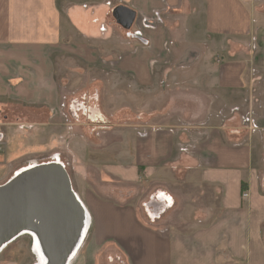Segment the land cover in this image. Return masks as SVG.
Masks as SVG:
<instances>
[{"label":"crops","instance_id":"obj_1","mask_svg":"<svg viewBox=\"0 0 264 264\" xmlns=\"http://www.w3.org/2000/svg\"><path fill=\"white\" fill-rule=\"evenodd\" d=\"M120 6L135 13L142 38L116 23ZM155 17L152 29L141 28ZM61 55L129 78L134 91L115 87L111 122L97 108L75 111L104 127L96 143L53 126L52 144L68 135L83 167L70 182L89 216L82 249L90 253L82 261L80 246L69 262L264 264V0H0V119H24L14 123L26 134L43 129V119H65L69 99L54 64ZM192 55L197 76L209 77L216 101L230 109L221 124L204 112L214 100L193 88L200 83L189 82L186 63L163 83L174 60ZM39 144L0 157V186L36 163Z\"/></svg>","mask_w":264,"mask_h":264},{"label":"rangeland","instance_id":"obj_2","mask_svg":"<svg viewBox=\"0 0 264 264\" xmlns=\"http://www.w3.org/2000/svg\"><path fill=\"white\" fill-rule=\"evenodd\" d=\"M177 61L178 60H174L172 62V68L168 72V76L163 83L168 81L169 84L174 81L175 76L170 77L171 73H173L176 69L178 74V70L183 67L184 63H186L185 65L187 66V68L192 71L191 76H188L189 82L193 83L195 80H199L200 83V86H193V88L200 91L202 97L206 99L205 101L214 100L212 106L207 103V107H204V112H209L213 115H217L218 118L213 119L215 123H223L225 119L231 115L230 109L226 107V104L221 102V100L219 102L216 101L218 94L212 93L213 90L211 91V89L213 88L210 85L209 77L205 78L197 76L196 70H199V67L195 56L192 55L191 58H188L181 63L180 61ZM54 62L56 67L55 78L58 81L57 87L60 88V96H68L69 99L68 101H66V103H64L66 104L65 106H61V110L67 112L66 115L64 114L65 119H52L53 117H51V119H43L44 123L47 125L44 124L45 127H43V129H33L30 134H26V132L22 128H20L18 125H15L14 123L23 121L24 119H0V135L3 139V149L0 152V157L6 159L7 161L14 156L19 157L20 153L24 152L26 149H29V147H35L36 145H40L39 143H43V152L39 154L38 157L36 155H32L31 160H35L37 164H44L47 162H60L70 179V176H73L74 172H80L78 169L83 170V167H81L76 161H74V157L67 150L68 135H64V137L60 136L61 138L55 139L54 144H52L53 138L55 137V134L53 135L52 133V129H54L53 126L59 127L60 130H63L62 128H73V131L74 129L81 130V132L83 131L82 133H84L89 138V142L96 143L99 141V137L101 134L100 131H104L102 130V128L104 129V127L95 125L94 122H90L91 125L90 123H86V118L83 117L82 113L80 111H77L78 113H76L75 111L85 110V112H89V110H94V112H96L97 108L102 110V112L104 113V116L106 118L105 121L108 120L109 122H111L112 116L116 114L115 99L117 93L115 92H117V90L121 87V83L124 87L123 96L130 95V93H133L134 91H132L133 88H131L129 84V78H123L122 80L121 76H117V74L113 71L109 70L108 72V70H105V73L95 69L89 71V69L82 68L78 62H75L66 55H61L58 58L55 57ZM216 62V57H209V59L206 60V65L216 72ZM159 80L160 79H157V84ZM91 84H94L97 88L90 89L89 85ZM194 85L196 84L194 83ZM115 87L119 88L115 90ZM73 95H75L74 98ZM72 99H77L78 102L72 103ZM123 99L127 103L123 105L124 107H127L128 104L130 105L131 99ZM67 102H69L70 106ZM241 104L242 100L241 103H237V107H239V112L243 113L244 107ZM76 106H78V109H75ZM68 109L70 112L68 111ZM72 111L77 114V118H75L77 119L76 121L73 117ZM129 115H131V112L129 113ZM96 122H99V119H96ZM24 154L25 153H23L22 155ZM90 158H92V156H86V160H89ZM100 159L103 161L114 160L113 157H110L108 159L104 155L100 156ZM24 161L21 165L24 164ZM15 173L11 175L9 180H11ZM8 181H6V183ZM3 184L4 183H2V185ZM71 188L72 190H74L75 184L74 188L73 185L71 186ZM84 239L85 237L83 238L82 243L85 245ZM86 251L87 246H85L81 251L80 259L82 261L85 258ZM87 252L90 253L89 250ZM94 256L96 258H100L101 254L99 257V255H96V253H94ZM39 263L40 262L35 248V242L29 235H24L21 237L19 236L0 249V264Z\"/></svg>","mask_w":264,"mask_h":264},{"label":"water","instance_id":"obj_3","mask_svg":"<svg viewBox=\"0 0 264 264\" xmlns=\"http://www.w3.org/2000/svg\"><path fill=\"white\" fill-rule=\"evenodd\" d=\"M116 23L129 30L135 13L123 6L113 11ZM83 220L70 179L58 166H44L0 186V249L27 229L36 230L48 264H66Z\"/></svg>","mask_w":264,"mask_h":264},{"label":"bare ground","instance_id":"obj_4","mask_svg":"<svg viewBox=\"0 0 264 264\" xmlns=\"http://www.w3.org/2000/svg\"><path fill=\"white\" fill-rule=\"evenodd\" d=\"M48 165H50V166H58V167L63 168V166L61 165L60 162H47V163H44V164L32 163V164H30V166L24 167L22 170L17 171V173L13 177L15 178V181H18L20 179L25 178L28 174L32 173L36 169L44 167V166H48ZM73 193H74V191H73ZM74 196H75L76 200L78 201V203L82 206V211H83V220H82V223H81V230L82 231L80 232V234L76 238V241H75V244H74V248L71 251L66 264H71L72 263L71 261L69 262V260L71 259L72 255L75 253V251L80 246L82 247V245H83L82 242H83V238H84V231L86 229L88 218H89L87 211L85 210L83 204L81 203V201L79 200V198L77 197V195L75 193H74ZM21 233H22L21 236L29 235V236H31L33 238V240L35 242V248H36V251H37V254H38V257H39V262H40L39 264H48V262L50 263V261L47 259V257L44 256L43 247H42L39 239L37 238L36 230L27 229V230H24ZM79 251L77 252V254L79 253ZM77 254H75V256Z\"/></svg>","mask_w":264,"mask_h":264},{"label":"built area","instance_id":"obj_5","mask_svg":"<svg viewBox=\"0 0 264 264\" xmlns=\"http://www.w3.org/2000/svg\"><path fill=\"white\" fill-rule=\"evenodd\" d=\"M138 18L135 17L134 19V23L132 25V27L128 30L129 34L134 36V37H140L142 38V31L141 29H134L135 24L137 23ZM157 21V17L151 19V20H147V19H141V28L143 29H152L155 22ZM2 145H3V139L0 135V152L2 151ZM247 194H243V197H246Z\"/></svg>","mask_w":264,"mask_h":264},{"label":"flooded vegetation","instance_id":"obj_6","mask_svg":"<svg viewBox=\"0 0 264 264\" xmlns=\"http://www.w3.org/2000/svg\"><path fill=\"white\" fill-rule=\"evenodd\" d=\"M27 167H28V166H27ZM20 170H22V169H20ZM20 170H19V171H20ZM16 173H17V172H16ZM16 173H15V174H16ZM15 174H14V175H15ZM12 178H13V177H12ZM21 234H22V233H21ZM21 234H19L17 237L21 236ZM17 237H16V238H17ZM16 238L12 239L11 241L15 240ZM11 241H10V242H11ZM10 242H8V243H10ZM8 243H7V244H8ZM7 244H6V245H7ZM4 246H5V245H4Z\"/></svg>","mask_w":264,"mask_h":264}]
</instances>
